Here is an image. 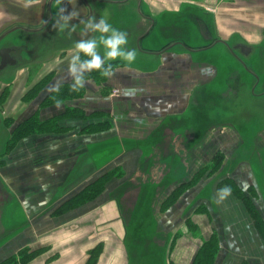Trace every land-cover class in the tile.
Masks as SVG:
<instances>
[{
  "label": "crops",
  "instance_id": "obj_1",
  "mask_svg": "<svg viewBox=\"0 0 264 264\" xmlns=\"http://www.w3.org/2000/svg\"><path fill=\"white\" fill-rule=\"evenodd\" d=\"M125 2L124 6L129 4L132 9L128 25L114 28L126 32L128 41L131 39L134 43L138 35L144 39L151 31L146 32L148 25L137 11L139 4L133 0ZM144 2L143 5L152 12L165 10L167 13H164L172 18L168 26L181 29L175 35L167 33L169 41L201 44L194 19L185 20L184 17L187 11L199 7V3L181 0L178 7L161 4L163 8L157 11V0ZM34 6L25 9L27 12L23 17L17 15L15 18L28 25L42 21L48 13L45 5L43 8ZM55 9L52 7L49 13H55ZM226 11L231 16H258L252 15V7L246 10L250 15L237 14L239 12L234 9ZM164 13L157 17L165 16ZM217 15L221 33L226 38H231L235 32L252 45L264 39V25L249 22L243 27L251 29L231 28L222 25L223 20ZM29 18H34L35 22L30 23ZM221 47L229 54L223 44ZM179 51L173 49L160 56V64L147 69L156 70L150 73L152 77L144 78V75L139 84L126 83L121 69L105 81L115 87L116 93H105L99 88L103 83L87 79L84 95L63 101L60 110L55 103H44L48 88L42 89L46 90L44 94L41 90L35 100L26 103L21 96L42 77L46 80L53 76L52 85L67 83L62 82L67 78L61 75H66L69 61L63 64L59 59L45 65L44 60L50 53H41L27 66L29 73L21 71L13 79L16 84L11 86L12 96L7 100V110L13 118L24 116L27 119L37 112L42 122L54 120L58 128L23 137L0 160V199H9L7 205L5 202L0 206V264L18 257L26 249L29 252L41 250L28 264H87L93 254H96V264H192L199 248L213 233L219 244L215 264H264V122L253 133V137L259 134L258 146L254 141L248 146L251 150L260 148L263 162L259 161V164L249 156H242L231 161L232 169L221 173L230 161L218 162L212 154L223 153V147L226 155H231L245 143L238 139L245 132L234 122L226 121L229 119H223L233 111L238 112L232 101L237 100L239 87H232L225 96L216 93L217 86L227 83L220 79L221 68L219 75L209 82L193 79L185 68L189 56ZM193 58L200 62L204 60L196 54ZM247 59L248 66L263 70L260 72L263 79L264 68L260 67L264 66V59L258 58L257 54ZM240 67V79V71L231 72L230 69V76H235L231 81L242 84L244 79L251 91L253 77L242 65ZM40 69L44 73L35 76ZM52 70L56 71L55 75L49 74ZM25 72L28 77H24ZM19 82L22 85H18ZM69 82L71 84V80ZM199 91H206L205 97L212 98L208 107H204ZM245 91L243 86L241 100H246ZM247 101H254L246 106L251 115L250 122H253L264 111L256 106L261 101L252 97ZM125 104L132 109H125ZM68 107L78 108L85 116L65 114ZM188 113L192 124L187 127L182 122ZM165 122L173 123L165 135L173 142L169 154L155 159L149 165L151 168L144 170L146 150L161 148L162 140L159 141L156 130ZM216 126L220 127L215 129ZM210 128L209 137L203 140ZM191 133H196L197 137L189 141ZM199 140L204 144L198 147L189 170L183 150L192 148ZM108 148L115 151L112 158H109L108 150L104 152ZM16 155H20L19 159H11ZM73 156L78 157L77 161L68 160ZM212 164H217L213 172ZM11 167L19 169L10 172ZM99 178L105 180L99 194L67 211L59 210L87 184ZM129 182L135 183L134 186ZM233 186H238L241 191H234ZM221 187L231 189V194L223 200L218 196ZM254 212L260 215L263 226L259 227L255 222ZM131 229L133 237H130ZM190 234L197 238H191Z\"/></svg>",
  "mask_w": 264,
  "mask_h": 264
},
{
  "label": "flooded vegetation",
  "instance_id": "obj_2",
  "mask_svg": "<svg viewBox=\"0 0 264 264\" xmlns=\"http://www.w3.org/2000/svg\"><path fill=\"white\" fill-rule=\"evenodd\" d=\"M85 6V11H79V9L74 8L78 14L79 19L73 20L72 23L77 25V31L72 34L71 42L68 44V41L70 37L68 36L67 32L61 33L58 31V29L53 28L54 24V17L56 16V13H46L44 19L42 21H39L37 24L34 25H28L27 23L20 22L19 18H9L6 20H3L0 23V129H2L1 134V140L3 143L0 146V160L5 157L8 151L13 146L14 143V118L7 110L8 103L7 100L11 99L12 93H11V86L16 84V80H13L15 77H17L21 71H26L27 66L29 64L34 63L35 61H31L32 59H37L41 53H50L48 57L45 58L44 62L45 65L47 64H54L55 61L61 60V62L64 64L67 61L70 60V56L72 54V49L74 47V43L77 40H80L82 38H89L92 34L89 33L88 36L83 35V25L79 23V20L87 19L89 17L94 16V4L91 3V0H81ZM97 1L98 3H123L127 0H93ZM137 4H139V11L141 12L142 19L144 22H146V25H148L146 28L149 31L146 32H152L153 28L157 25V21L160 17H157V15L164 13L165 10L160 12H152L151 9L148 8V6H144L145 3L144 0H133ZM239 1V0H235ZM242 2H255L256 0H241ZM146 4V3H145ZM65 5L69 8L71 6V3H68V0H65ZM198 5V4H197ZM209 10L210 8H204L203 10L199 9H192L193 17L190 16V13L186 16H188V19L193 18L194 22L197 26L198 35L200 37L201 44L199 45H192L188 43L185 40H174L171 41V43H167L166 45L162 46L161 49L156 48H147L143 47L144 49H138L136 45H139L143 41L142 35H138L134 39V43H131V39L128 41V44L126 47L128 49H134L137 50L138 53H146V54H153V55H159L162 56L163 54L169 52L170 50H180L179 52H183L188 54L189 60L185 63L186 70L189 71L193 77V79H200L202 82H209L217 77V74L219 72L220 65L214 61H210L209 59L203 58V61H197L194 60L193 55L202 52L207 51L210 49H213L217 46H221L223 44L228 51V53L232 56H235L237 59L241 61V64L244 66L246 70L252 75V88L251 93H253L252 98L255 101H261V106H258L261 108V111H264V89L262 90L260 88V85L264 84V78L262 79L260 72H263V70H256L253 66L250 67L247 65V58L252 57L253 55L257 54V57L260 59H264L263 53H264V44L262 43L263 40L258 41V44H247L244 40V37H242L239 34H236L235 32L231 35V37L236 36L240 37L239 41H231V38H226L220 30V27L218 25V21L216 16L211 13ZM73 11V10H69ZM197 11V12H195ZM167 13V12H165ZM164 13V14H165ZM17 16V15H15ZM14 16V17H15ZM185 16V17H186ZM31 21L30 23L35 22L34 18H29ZM100 19V17H99ZM98 19V20H99ZM141 19V20H142ZM47 21L46 24L43 22ZM33 24V23H32ZM246 26H248L247 23H244ZM3 26V27H2ZM150 26V27H149ZM138 29V28H137ZM141 29H142V23H141ZM138 31V30H137ZM150 32V33H151ZM142 36V37H141ZM264 36V35H263ZM68 39L67 42H65L64 39ZM23 42L21 43V41ZM26 42V43H25ZM131 44H134L131 46ZM129 46V47H128ZM101 55H103V48L100 49ZM40 53L38 55H32ZM260 55V56H259ZM246 57V58H245ZM43 59V58H42ZM201 59V58H200ZM113 65H117L118 67H114V69H126L124 71L123 69V80L126 81V83H129V85H133L134 83L139 84L141 78L146 77H152L150 73L155 72L156 70H145L142 71V68L138 65H125L122 61H113ZM257 66H260L256 63ZM137 67V68H136ZM260 68H264V66H261ZM130 70V71H128ZM132 71V72H131ZM29 73V71H26ZM25 72L24 77H28L27 73ZM128 72H131L130 74ZM44 73L43 69L38 70L35 73L40 74ZM56 71L52 70L49 72V74L55 75ZM94 72L89 73L93 75ZM48 74V73H47ZM45 74L44 76H48ZM66 75H61V77H66L65 81L62 82H69L70 79L67 77V71L65 73ZM142 76V77H141ZM11 77V78H9ZM58 75L56 76V78ZM53 76L49 79L44 80V77L40 78L36 83L33 84V86L29 87L24 91L23 95L21 96L22 101H26L24 96L27 95V93L30 90H33L35 87L42 88L39 90V92L44 89L48 88V91L46 92V95H49L52 91H49L50 87L52 86V83L54 78ZM138 78V79H137ZM155 78V77H153ZM93 80H95L97 83L102 80H97L95 77H92ZM109 78L103 79L101 83L104 84V86L109 85L107 81ZM52 80V81H51ZM136 80V81H135ZM59 84V83H58ZM18 85H22V82H19ZM261 89V90H260ZM7 92V97L6 91ZM119 91V90H118ZM261 91V92H258ZM35 96L32 97L34 99ZM31 99V100H32ZM126 105V104H125ZM127 106V105H126ZM132 109V107L129 105L125 109ZM13 119V121H12ZM21 122V121H20ZM11 126V127H10ZM10 127V128H9ZM220 126H216V128H219ZM210 128L206 135L203 137V140L205 138H208L211 132ZM253 141L255 142V145L258 146L259 144V134H257ZM202 140V141H203ZM199 140L196 144L193 145L192 148L184 149V159H186L187 167L190 170V166L192 164L193 158H195L196 152L198 150V147L204 144V141L202 142ZM240 141V139H239ZM242 142V141H240ZM241 144V143H240ZM176 150V149H175ZM177 151V150H176ZM236 151V150H235ZM217 152V151H216ZM214 152L212 155V158L217 161V159L220 157L221 154L219 151L216 153ZM223 153L226 154L222 150ZM228 156H231L228 154ZM225 159V158H224ZM229 160V158H227ZM215 164L210 165V169L213 172L216 170ZM220 166V165H219ZM184 182V181H182Z\"/></svg>",
  "mask_w": 264,
  "mask_h": 264
},
{
  "label": "rangeland",
  "instance_id": "obj_3",
  "mask_svg": "<svg viewBox=\"0 0 264 264\" xmlns=\"http://www.w3.org/2000/svg\"><path fill=\"white\" fill-rule=\"evenodd\" d=\"M180 1L181 0H157L158 6L156 7V10L159 11L160 9L163 8L161 6V4H163L164 7L165 6L169 7L171 4L173 5V7H178V4ZM191 1H194L195 3L200 4V6L199 7L196 6L197 8H195V9H199V8L204 9L206 7L210 8L211 10H209V11L211 13H213L216 16V18H219L217 15V14H219V16H221V20H223L222 25H224V26H228L231 28L237 27L239 29H251V28L243 27V26H246L244 23H249V22L251 23L252 22V23L259 24L261 26L264 25L263 18H262L263 17L262 14H264V0H256L255 1L256 4H254V5L246 4L247 2H242L241 0H239V1H235V0H191ZM215 1H218L219 3L216 4ZM258 1H261L262 3L257 4ZM91 3L94 4V17H96L97 20L99 19V17L100 18L103 17L113 27L114 26H120L122 28V27H125L128 25V19H129L128 15L132 11V9L130 8L128 3H127L128 4L127 6H124V5H126L125 4L126 2L122 3V4H119V3L118 4L117 3H112V4L106 3L105 4L102 2L98 3L97 1L91 0ZM44 5L46 7V12L49 13L51 11L52 7H54V0H41V2L39 4H36L34 7L39 6L40 8H43ZM75 5L76 4L69 6V10H75L74 9ZM251 7H252V12H253L252 15L258 14V16H252L251 18L242 17L239 15L231 16V14L228 11H226V10L234 9L237 12H239L237 14H241V13L248 14L246 12V10H249ZM79 11H81V10H79ZM137 11L140 13V16L142 18L141 12L138 9V5H137ZM26 12L27 11H25V8L23 7V0H0V23L8 17L15 18L14 17L15 15H19L18 17H23L24 13H26ZM56 12H57V9H55V13ZM190 12H192V10L187 11L186 14H184V17L186 15H188ZM195 12H197V11H195ZM248 15H250V14H248ZM190 16L193 17V13H190ZM244 16H246V15H244ZM186 19L188 20V16L185 17V20ZM171 21H172V18L169 14H165V16L163 15L161 18H159V20L157 21V25L155 26L153 31L149 35H147V37H145L143 39L142 43H140L139 45H136L138 47V49H144L143 47H147V48L151 47V48L161 49L162 46L166 45L167 43H171V41H169V38H166V37H168V35H166V34L170 33L171 35H175V33H179L181 31V29L179 27L174 28V27L168 26ZM137 30L140 31L139 29H137ZM239 38L240 37L233 36V37H231V41H234L236 43V41L240 40ZM71 39H73V37H70L69 41L67 38L64 40H65V42L68 41V44H69L71 42ZM245 43L250 44V42H248V41H246ZM133 45L134 44H131V46H133ZM135 51L137 53V56H136V60L134 61L133 65H138V67L140 66L142 69L147 70V69H154L156 66H158L160 64L161 59H160L159 55H157V54L156 55L146 54L143 52L140 54L137 52V50H135ZM32 55L35 56L36 54H32ZM196 57L206 58V59H209L210 61H215L220 65V68H221L220 79H221V81L227 80V83H224L223 85L221 84L220 86H217L219 88L216 89V93H221L223 96H225L227 91L230 90L232 87H235V86H236V88L239 87L238 88L239 90L236 93V96H237L236 99L237 100L232 101L233 102L232 106L234 108L237 107L238 112L233 111L231 114H229V116H233V117L226 116L223 119H225V118L229 119L226 121L234 122L235 125L237 124L238 127H240V129L243 132H245V133H242L241 138L238 137V139H240L243 143L244 142L245 143L242 144L243 145L242 149H240V150L238 149V151L235 153L233 151L231 156H228L226 154L224 155L223 153H221L220 158H222V159L219 158L220 160H218V162L222 163L227 158H229L228 161H230V164L228 165V167L224 168L221 171V173L224 172L226 169L227 170L232 169L233 164H231V161H233V159H236V158H238V160H239L242 156H249V157H251L250 159H252L256 163H259V161L263 162V158H260V156H261L260 155L261 154L260 148L257 147V148H254V150H251L248 148V146L253 142V136H254L253 133L264 122V114L262 113V115L258 116L257 119L255 118L253 120V122H250L251 115L248 112L249 108L246 107V106L252 105L250 103L254 104V101H247L253 95V93H251V91H250V85L247 86L244 83L243 78H242L243 80L241 81L242 84L240 82H239V84L234 83L233 80L231 81V77L234 79L235 76L234 75L230 76V74H229L230 69H231V72L240 71L239 72V79L241 78V71H242V68L240 67V65H242L241 61L239 59H237L235 56H233V55L230 56L226 52H223L221 46H217V47L210 49V50H207V51L198 52V53H196ZM263 57H264V53H263ZM246 60H248V59H246ZM113 66L118 67L117 65H113ZM147 66H151V67H147ZM114 71L117 74L118 71H122V70L121 69H114ZM124 71H126V69H124ZM128 71H130V70H128ZM131 72H128V73L130 74ZM94 73H95V75H97V79H100V80L105 79V77L101 76L99 72H94ZM217 75H219V72ZM99 84H100V81H99ZM243 86L246 88V91H245L246 100L245 99L241 100L244 97V94L242 93L243 94V96H242V94L240 92V90L242 89ZM0 88H2V87H0ZM99 88L101 90H103V92H105V93H114V92L116 93L115 87L111 84L106 85V86L102 85ZM223 88H225V89L222 90ZM260 88L263 89L264 84L260 85ZM40 89L41 88L35 87L33 90H30L27 93V95L24 96V98L26 100L25 103L31 101L32 97L35 96L37 93H39ZM7 92H8V90L6 91L5 97H7ZM45 92H46V90H42V94H44ZM258 92H261V91H258ZM198 93H200V96H202V98H203V102H205L204 107H208L210 105V102H212L211 101L212 98L209 96L205 97V94H208L206 91H199ZM209 93H211V92H209ZM261 104H262L261 102H258L256 104V106L262 107ZM19 105H22V103H20ZM254 111H255V108H254ZM35 114L37 117L38 113L36 112L33 115H35ZM186 116H187V118L185 120ZM190 117H191V115L189 113H188V115H185L183 117L184 122H182V124H184L187 127L191 126L192 123H191V120L189 119ZM25 119L26 118H24V116L14 119L15 120V122H14L15 128L13 131L14 135H16L17 128L20 127L19 126L20 121H23ZM12 121H13V119H12ZM172 124H169V122L168 123L165 122L163 125H160V127L156 130L158 133L159 141L162 140L161 148H158V149L148 148L146 150V152H145L146 156L144 158L145 165L142 166V169L144 168V170L145 169L149 170L151 168L149 165H151V163L153 164V161H155V159H162L165 156H168L167 154H169V151H170L169 149H170V146H172L173 142L171 140H168L167 138H165V135H167V131L169 129H171L168 126H171ZM180 125H181V123H180ZM195 125H197L196 122H195ZM226 136L229 138L228 135H226ZM196 137H197L196 133H191L188 140L189 141H191L192 139L194 140V139H196ZM14 138H15V136H14ZM192 142H194V141H192ZM260 142H261V140H260ZM2 143H3V141H2ZM220 143L223 145H226L223 142H220ZM221 148L224 152H226L223 147H221ZM171 150H172V148H171ZM105 151H107L109 153V158H112V156L115 155V151L113 149L108 148V149H105L104 152ZM222 155H223V157H222ZM19 156L20 155H16V156L12 157L11 159L17 160V159H19ZM76 158H78V157L73 156V157L69 158L68 160L69 161H75ZM8 167H10V166H8ZM170 168L171 167H168V169H170ZM18 169H19L18 167H16V168L11 167V169H9V171L13 172V171H16ZM7 173H9V172H7ZM180 173H181L180 175L183 174L182 167H181ZM129 183H130V185L133 184V186L135 184L133 182H129ZM158 183H160V182H155V184H158ZM194 187L195 186H193L191 189H193ZM222 188L223 187H221L220 189H222ZM83 190H84V188H83ZM259 191H261V190H259ZM254 193L256 194V192H254ZM260 194L261 193H259V196H260ZM179 201H178V203H179ZM5 202H6V205H7V203H9V199L7 197L6 198L4 197L3 200L0 199V206L5 205ZM178 203L176 202V204H178ZM145 219L146 220L144 222L146 223L147 218H145ZM223 219H225V217H223ZM148 220H150V219L148 218ZM131 231H132V229L130 230V232ZM193 234H190V237L191 238H197V236L193 235ZM130 237H133L132 232L130 233ZM17 240H15L14 243H16ZM6 248H8V247H6Z\"/></svg>",
  "mask_w": 264,
  "mask_h": 264
},
{
  "label": "clouds",
  "instance_id": "obj_4",
  "mask_svg": "<svg viewBox=\"0 0 264 264\" xmlns=\"http://www.w3.org/2000/svg\"><path fill=\"white\" fill-rule=\"evenodd\" d=\"M41 0H23V7L28 9ZM72 0H68L71 3ZM54 7L57 12L54 17L53 28L59 32H67L71 37L77 31V25L72 21L79 19L77 11H69L65 5V0H54ZM44 24L47 21L43 22ZM83 25V35H92L89 38H82L75 41L72 49V54L68 62L67 75L71 80V91L79 92L85 88L88 80L87 75L92 72H99L105 78H111L114 74L113 61H122L125 65H132L136 60L137 53L134 49H128V35L124 31L114 28L105 18L99 20L96 17L79 20ZM103 48V55L100 49ZM49 91L59 92V84H53ZM55 107L60 110L63 106V101L53 97ZM108 99H111L109 97ZM231 194V189L228 187L218 190L220 200L225 199Z\"/></svg>",
  "mask_w": 264,
  "mask_h": 264
},
{
  "label": "trees",
  "instance_id": "obj_5",
  "mask_svg": "<svg viewBox=\"0 0 264 264\" xmlns=\"http://www.w3.org/2000/svg\"><path fill=\"white\" fill-rule=\"evenodd\" d=\"M92 77H95L97 79V75L95 73L88 74L87 79H90ZM101 78V77H100ZM98 81L100 79H97ZM45 83H43L42 86H44ZM85 93V88L81 89L79 92H72L71 91V84L70 82L60 84L59 85V92H51L48 96H46V100L44 103L47 104H54L53 97H56L57 99H60L62 101L69 100V99H79L81 98ZM65 114L67 115H81L85 116L84 114H80V111L78 108H67ZM53 120L48 122H42L39 117H36L35 115H32L31 117L21 121L19 123V128L16 130V135L14 138L15 145L20 139H22L25 136H28L29 134L38 132V131H54L56 130L57 123ZM221 156V154L219 155ZM223 157V156H222ZM220 158V157H219ZM222 159V158H220ZM235 183V182H234ZM105 184V180L102 178H99L98 180L91 182L87 184L84 187V190L82 189L80 193L73 196L71 199H69L63 206L59 208L60 211L64 212L70 209V207L78 206L80 203L86 201V199L92 198L94 195H97L100 193V191L103 188V185ZM236 184V183H235ZM234 191L239 192L241 189L238 186H233ZM176 197V194L174 195V198ZM173 198V199H174ZM255 222L259 227L263 226L262 219L260 218V215L257 212H254ZM219 251V244L217 241V235L215 233L212 234L209 240L205 241V243L199 248L196 257L192 264H215L216 257ZM41 250H34L29 252L28 249L23 250L19 253L18 257H13L8 259L7 261L3 262L2 264H28L29 261H31L37 254H39ZM96 254H93V257L91 260L88 261L87 264H96L95 259ZM243 264H246L245 262Z\"/></svg>",
  "mask_w": 264,
  "mask_h": 264
},
{
  "label": "water",
  "instance_id": "obj_6",
  "mask_svg": "<svg viewBox=\"0 0 264 264\" xmlns=\"http://www.w3.org/2000/svg\"><path fill=\"white\" fill-rule=\"evenodd\" d=\"M71 4L72 5L73 4H76L75 5V8L76 9H79L81 11H85L86 10V6H85V4L81 0H72ZM68 10H69V8H68Z\"/></svg>",
  "mask_w": 264,
  "mask_h": 264
}]
</instances>
